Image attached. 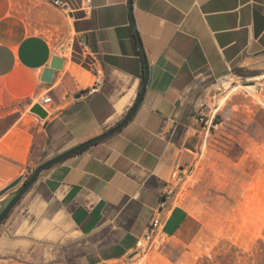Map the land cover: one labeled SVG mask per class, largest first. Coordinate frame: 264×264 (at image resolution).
<instances>
[{
  "label": "crops",
  "instance_id": "obj_1",
  "mask_svg": "<svg viewBox=\"0 0 264 264\" xmlns=\"http://www.w3.org/2000/svg\"><path fill=\"white\" fill-rule=\"evenodd\" d=\"M60 1L70 21L47 0H0V193L22 179L0 214L39 166L125 118L143 55L146 91L121 131L40 175L0 226L2 262L76 240L91 242L83 264L126 256L168 193L164 238L193 243L201 221L176 201L218 92L241 71L263 88L264 0ZM55 57L63 68L44 83ZM47 95L57 113L38 127L30 110ZM253 122L264 131V108Z\"/></svg>",
  "mask_w": 264,
  "mask_h": 264
},
{
  "label": "rangeland",
  "instance_id": "obj_2",
  "mask_svg": "<svg viewBox=\"0 0 264 264\" xmlns=\"http://www.w3.org/2000/svg\"><path fill=\"white\" fill-rule=\"evenodd\" d=\"M251 75L241 71L231 77L230 86L218 92L213 125L206 126V116L200 121L206 129L176 201L201 221L193 243L163 236L151 249L135 250L101 264H264V131L253 122L255 111L264 108V79L262 90L256 93L258 99L242 88L232 92L237 85H258ZM107 235L112 241L118 233ZM87 248L92 249L90 241ZM87 250L85 240L73 241L66 248L38 245L14 255L8 263L83 264ZM3 259L0 264H6Z\"/></svg>",
  "mask_w": 264,
  "mask_h": 264
},
{
  "label": "water",
  "instance_id": "obj_3",
  "mask_svg": "<svg viewBox=\"0 0 264 264\" xmlns=\"http://www.w3.org/2000/svg\"><path fill=\"white\" fill-rule=\"evenodd\" d=\"M130 8L132 9V0H130ZM66 10H68L67 7H66ZM141 53L144 54L142 48H141ZM143 58H144V64H145V70H144L145 80H144L142 89L140 91V94L138 95V98H137L134 106L130 109V111L125 116V118L117 126L108 130L104 134H102V135H100L94 139H91V140H89V141H87V142H85V143H83V144H81V145H79V146H77V147L57 156V157H55L54 159L42 164L41 166H39L34 171L30 180H28L26 183H24V185L18 191L16 196L12 199V201L6 206V208L0 214V226L5 221V219L8 217V215L11 213V211L16 207V205L21 201V199L26 195V193L31 189V187L38 181L40 175L45 170L50 169L51 167L65 161L66 159H68L74 155H77L78 153L82 152L83 150L89 148L90 146L97 144V143L113 136L114 134L121 131L133 119V117L137 113V111H138V109L142 103V100L144 98L146 86H147V81H148L149 68H148V64L146 62V58L144 55H143ZM63 64H64V60L62 58L55 57L52 60L50 67L44 70L43 75H42V81L44 83L51 84L53 81V76H54L55 72L61 71L63 68ZM31 113L38 115L42 119L47 118V113L42 109V107L39 104H36L31 108ZM21 181H22V179H18L17 181L12 183L10 186H8L2 193H0V197H2L7 192L17 188L20 185Z\"/></svg>",
  "mask_w": 264,
  "mask_h": 264
},
{
  "label": "built area",
  "instance_id": "obj_4",
  "mask_svg": "<svg viewBox=\"0 0 264 264\" xmlns=\"http://www.w3.org/2000/svg\"><path fill=\"white\" fill-rule=\"evenodd\" d=\"M47 1L50 4H52L55 8L61 9L69 17V12L66 10L67 6H65L60 0H47ZM86 1H90V0H86ZM38 104L47 113L46 119H42L38 115H35L32 113L34 117V120H33L34 124L38 127H41L45 124V122L48 120L49 117L57 113V108L50 95L43 97L42 101ZM30 113H31V110H30ZM215 117H216V113L213 114L210 118L207 117L206 120L204 118H201L200 121L204 122L205 120L206 126L211 127L215 121ZM215 127H218V124H216ZM167 195L169 196L170 193H168ZM167 195L165 196L164 205L158 207L153 219L151 220V223L148 226L147 233L143 237L138 239L136 243V250L145 251L146 249H151L153 245L155 244L156 239L162 238L164 236L162 232V228L164 224L163 222L164 212L168 204Z\"/></svg>",
  "mask_w": 264,
  "mask_h": 264
},
{
  "label": "bare ground",
  "instance_id": "obj_5",
  "mask_svg": "<svg viewBox=\"0 0 264 264\" xmlns=\"http://www.w3.org/2000/svg\"><path fill=\"white\" fill-rule=\"evenodd\" d=\"M69 52L70 51L65 52V53L68 55ZM226 86L229 87L230 86V83H227ZM257 86L258 85L244 87L242 85H237V86L233 87V91L232 92L238 91V90H240V88H242L243 90L247 91V93L253 95L254 97H256L258 99V97L256 96V93L258 92ZM230 93H229V95H227L226 97H224L222 101H220V105H218V108L216 109V112L219 110L220 107H222L224 105V103L226 102V100L228 99V97H230Z\"/></svg>",
  "mask_w": 264,
  "mask_h": 264
},
{
  "label": "trees",
  "instance_id": "obj_6",
  "mask_svg": "<svg viewBox=\"0 0 264 264\" xmlns=\"http://www.w3.org/2000/svg\"><path fill=\"white\" fill-rule=\"evenodd\" d=\"M32 175H33V174H32ZM32 175L28 178V180H30V178L32 177ZM28 180H27V181H28ZM27 181H26V182H27ZM26 182H25V183H26Z\"/></svg>",
  "mask_w": 264,
  "mask_h": 264
}]
</instances>
